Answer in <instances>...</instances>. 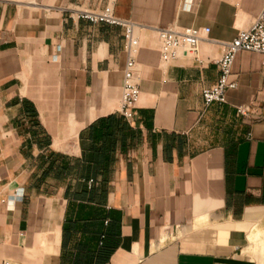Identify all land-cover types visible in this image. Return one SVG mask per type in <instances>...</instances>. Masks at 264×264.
Segmentation results:
<instances>
[{"label": "crops", "instance_id": "crops-1", "mask_svg": "<svg viewBox=\"0 0 264 264\" xmlns=\"http://www.w3.org/2000/svg\"><path fill=\"white\" fill-rule=\"evenodd\" d=\"M263 4L0 0V264H260L261 55L237 53L225 103L201 92ZM107 5L138 41L131 120L125 27L76 16ZM172 26L210 28L204 63L160 59L157 29Z\"/></svg>", "mask_w": 264, "mask_h": 264}, {"label": "built area", "instance_id": "built-area-1", "mask_svg": "<svg viewBox=\"0 0 264 264\" xmlns=\"http://www.w3.org/2000/svg\"><path fill=\"white\" fill-rule=\"evenodd\" d=\"M76 16L91 22H104L125 27V51L127 57L123 71L119 113L125 119L131 120L140 96L139 83L135 73V54L138 41L134 36L132 25L118 19L113 14L112 7L108 5L101 11H78ZM209 32V27L193 26H172L157 29L160 59L167 62L180 56H188L198 64L204 63L199 54V43L206 39ZM222 44L223 50L221 54L213 60L219 71L218 79L213 85L204 88L201 92L205 105L214 102L225 103L227 101L226 91L236 87V83L230 81L229 76L237 53L249 51L259 54L264 65V4L254 21L247 28L241 29L233 39ZM237 110L239 113H244L241 107H238ZM2 264H8V262L4 261Z\"/></svg>", "mask_w": 264, "mask_h": 264}, {"label": "rangeland", "instance_id": "rangeland-1", "mask_svg": "<svg viewBox=\"0 0 264 264\" xmlns=\"http://www.w3.org/2000/svg\"><path fill=\"white\" fill-rule=\"evenodd\" d=\"M256 230H262L264 232V211H263V218L261 222L256 225V228L253 231L256 236L255 242L253 241L249 242L250 249L253 250L257 254L259 253L260 264H264V235L260 236Z\"/></svg>", "mask_w": 264, "mask_h": 264}]
</instances>
